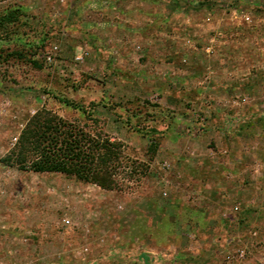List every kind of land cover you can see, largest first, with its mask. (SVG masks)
I'll use <instances>...</instances> for the list:
<instances>
[{"label": "rangeland", "instance_id": "obj_1", "mask_svg": "<svg viewBox=\"0 0 264 264\" xmlns=\"http://www.w3.org/2000/svg\"><path fill=\"white\" fill-rule=\"evenodd\" d=\"M38 111L137 169L0 163V264L264 262V0H0V158Z\"/></svg>", "mask_w": 264, "mask_h": 264}, {"label": "trees", "instance_id": "obj_2", "mask_svg": "<svg viewBox=\"0 0 264 264\" xmlns=\"http://www.w3.org/2000/svg\"><path fill=\"white\" fill-rule=\"evenodd\" d=\"M0 163L37 173H58L109 191L121 187L120 174L137 169L122 146L107 135L42 111L27 120Z\"/></svg>", "mask_w": 264, "mask_h": 264}, {"label": "built area", "instance_id": "obj_3", "mask_svg": "<svg viewBox=\"0 0 264 264\" xmlns=\"http://www.w3.org/2000/svg\"><path fill=\"white\" fill-rule=\"evenodd\" d=\"M14 140H15V138H14ZM237 256L240 257V258H244V251L241 250V249L238 250V254H237ZM262 264H264V262H263Z\"/></svg>", "mask_w": 264, "mask_h": 264}]
</instances>
